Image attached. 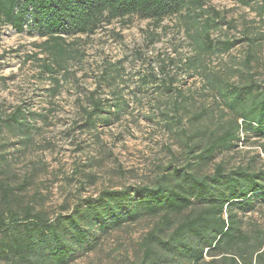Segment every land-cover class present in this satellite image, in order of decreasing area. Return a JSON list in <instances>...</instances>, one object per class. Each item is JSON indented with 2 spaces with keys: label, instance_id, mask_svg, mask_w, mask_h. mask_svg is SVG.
<instances>
[{
  "label": "rangeland",
  "instance_id": "rangeland-1",
  "mask_svg": "<svg viewBox=\"0 0 264 264\" xmlns=\"http://www.w3.org/2000/svg\"><path fill=\"white\" fill-rule=\"evenodd\" d=\"M204 1L205 12L185 9L162 20L107 19L91 34L66 36L62 55L32 25L19 33L0 22V213L8 188L19 212L75 215L84 236L79 242L66 226L69 264H141L146 237L161 232L160 217L115 224L119 212H108V193L154 187L188 163L200 176L220 165L226 173L264 171V137L255 132L241 131L211 155L206 150L242 123L231 106L237 96L264 86V0ZM93 101L103 111L90 119ZM252 205L236 210L240 236L231 250L216 263L206 251L198 264H232L227 256L264 264V256L256 259L264 203ZM179 221L172 219L166 236ZM163 260L153 264H190Z\"/></svg>",
  "mask_w": 264,
  "mask_h": 264
},
{
  "label": "trees",
  "instance_id": "trees-1",
  "mask_svg": "<svg viewBox=\"0 0 264 264\" xmlns=\"http://www.w3.org/2000/svg\"><path fill=\"white\" fill-rule=\"evenodd\" d=\"M204 6V0H0V22L19 33L32 25L41 38L48 39L45 45L53 53L62 55L65 50L60 42L65 41L66 36L91 34L107 19L139 16L162 20L185 9L205 12ZM205 33L209 39V31ZM209 42L210 47L212 41L209 39ZM230 49V46L224 48L225 51ZM259 89H254L253 85L244 89L243 96L250 101L247 106L241 95L233 101L231 106L241 111L242 123L237 119L206 149L208 154L239 140L241 131L264 137V86ZM92 103L94 110L88 113L90 119L103 111L100 101ZM12 121L19 128L24 126L18 117ZM193 149L190 147V154ZM136 189L132 193H108L104 204L108 212L114 209L119 212L114 216L118 225L124 223L123 219L138 220L143 216L163 220L161 232H151L146 237L141 264H153L168 255L198 264L204 261L206 251L212 263H216L218 254H227L240 236L236 210L251 209L255 199L264 203V171L255 173L239 168L226 173L220 165L215 173L200 176L188 163L185 169L175 168L172 173L161 175L154 187ZM12 193V189L2 188V198L8 208L0 213V260L10 264H69L72 248L67 243L68 229L82 242L81 221L75 215H61L51 220L44 213H35L32 207L19 212L10 206ZM130 194L135 196L132 202ZM91 212L95 218L100 215L96 209ZM173 218L180 221L166 236L165 230ZM260 248L256 253L259 261L264 256V242ZM226 260L238 264L234 256L224 257Z\"/></svg>",
  "mask_w": 264,
  "mask_h": 264
}]
</instances>
